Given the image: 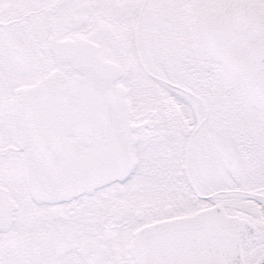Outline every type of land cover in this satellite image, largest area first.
I'll return each mask as SVG.
<instances>
[{"label":"snow or ice","instance_id":"6c2138e0","mask_svg":"<svg viewBox=\"0 0 264 264\" xmlns=\"http://www.w3.org/2000/svg\"><path fill=\"white\" fill-rule=\"evenodd\" d=\"M0 264H264V0H0Z\"/></svg>","mask_w":264,"mask_h":264}]
</instances>
